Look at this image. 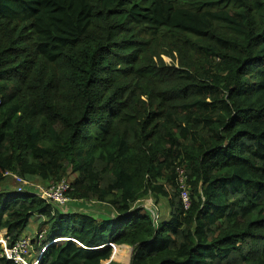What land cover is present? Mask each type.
I'll list each match as a JSON object with an SVG mask.
<instances>
[{
  "label": "trees",
  "instance_id": "obj_1",
  "mask_svg": "<svg viewBox=\"0 0 264 264\" xmlns=\"http://www.w3.org/2000/svg\"><path fill=\"white\" fill-rule=\"evenodd\" d=\"M8 173L70 180L68 207L108 211H62ZM149 197L170 213L158 227ZM35 216L66 239L40 264H103L110 243L135 247L130 264H264V0H0L9 245Z\"/></svg>",
  "mask_w": 264,
  "mask_h": 264
},
{
  "label": "built area",
  "instance_id": "obj_2",
  "mask_svg": "<svg viewBox=\"0 0 264 264\" xmlns=\"http://www.w3.org/2000/svg\"><path fill=\"white\" fill-rule=\"evenodd\" d=\"M9 174V173H8ZM11 177L14 182H16V189L20 192L25 191L27 180L17 175H8ZM71 181L67 179H62L58 182H51L49 185H39V195L41 198L46 201H51L60 206L61 209H66L67 201L70 200L66 192L71 190ZM183 202L185 206L189 205V198L186 191L182 192ZM39 237V240L42 242L45 240V232L36 233ZM33 235H24L13 245L8 244V238L4 235L0 237V256H5L8 259L14 260L17 264H38L40 258L46 251V246H44L43 252L36 259L30 261V257L33 256L35 246L33 243Z\"/></svg>",
  "mask_w": 264,
  "mask_h": 264
},
{
  "label": "clouds",
  "instance_id": "obj_3",
  "mask_svg": "<svg viewBox=\"0 0 264 264\" xmlns=\"http://www.w3.org/2000/svg\"><path fill=\"white\" fill-rule=\"evenodd\" d=\"M185 179H186V176L184 174V171L182 169H180L179 170V178H178V180H179V185H180V189H181V198H182V192L183 191H186L187 194H188V190L186 189V185H185ZM188 198H189V194H188ZM143 200L145 201V203H146L147 206H145V205L142 204V201ZM143 200L141 201V205H139V206H142L145 210H146V208L148 209V212L152 215L153 222H154V224H155L156 227H158L159 223H161L163 220L169 219L170 213H169V210L166 209V207H164V203H163V207H164V209L166 211H168V218L167 219H162L160 217V209H159V206L158 205H161L162 206V202L156 203L155 201H153V199L151 197L149 199L146 198V199H143ZM182 200H183V198H182ZM102 206L104 207V209L107 212L108 210L105 208V206L104 205H102ZM61 210L62 211H69L67 208L66 209H61ZM43 231L45 232V236H46V231L45 230H43ZM65 240H66L65 238H56V239H53L50 242H47V236H46L45 240L42 242V245H41L42 247L41 248H43L44 246H46V251L44 252V254H45L51 244L62 243ZM109 245L111 247L116 246L115 244H112V243H110ZM130 247L132 248V246H130ZM41 248H40V251H37V249L34 250V253H33L34 258H33V261L36 259L37 256H39L41 254ZM134 253H135V251H134ZM43 255H42V257H43ZM42 257L40 258L38 264H40V261H41ZM130 257H131V255H130ZM132 257L129 258V260L132 259Z\"/></svg>",
  "mask_w": 264,
  "mask_h": 264
},
{
  "label": "rangeland",
  "instance_id": "obj_4",
  "mask_svg": "<svg viewBox=\"0 0 264 264\" xmlns=\"http://www.w3.org/2000/svg\"><path fill=\"white\" fill-rule=\"evenodd\" d=\"M4 183L8 186V187H10V188H16L17 187V184H16V182H14V180H12V178H7V180H5L4 181ZM29 189V188H28ZM36 189H37V192H39V186H37L36 187ZM150 198V197H149ZM149 198H147V199H149ZM165 203V202H164ZM86 204V205H85ZM84 204V207H83V209H84V211H86L87 213H89V214H92L91 212H93V213H97L98 215H100V216H104V214L101 212V211H105L106 212V210L104 209V207L102 206V205H99V204H97V203H95V202H92V203H89V202H86ZM142 204L143 205H145V206H147L146 205V203H145V201L143 200L142 201ZM163 205V204H162ZM159 206V209H160V217L162 218V219H167L168 218V211H166L165 209H163L162 207H161V205H158ZM111 214H114L115 212L114 211H109ZM33 233H27V235H32ZM1 236V235H0ZM116 246H120V245H116ZM112 256H111V258H110V260L109 261H105V262H103V264H109L110 262H116L117 264H129L130 263V260L128 259L127 261H124V260H120V259H118L117 257H115V258H113V254L115 253V250H114V247H112ZM32 258H33V256L32 257H30V261L32 260ZM129 258H131L130 257V254H129Z\"/></svg>",
  "mask_w": 264,
  "mask_h": 264
},
{
  "label": "crops",
  "instance_id": "obj_5",
  "mask_svg": "<svg viewBox=\"0 0 264 264\" xmlns=\"http://www.w3.org/2000/svg\"><path fill=\"white\" fill-rule=\"evenodd\" d=\"M40 183L38 182L37 183V185H39ZM26 188H31V189H35L36 187H26ZM86 202H82V203H79L78 201H77V203L76 202H74V205L73 204H71L73 207L75 206V208H79V209H83V207H84V204H85ZM80 205H82V206H80ZM86 205V204H85ZM70 206V205H69ZM72 206H70V207H68V205H67V209L68 210H73V207ZM102 213H104L105 211H101ZM97 214V213H96ZM37 218V216H35L32 220H31V223L29 224V227H28V229H27V232L25 233V235H27V233H33L34 235H36V231H37V228H36V222H35V219ZM42 220H44V218H42L41 219V221ZM0 233H2V235H4V236H6V232H5V230H3V231H0ZM32 234V235H33ZM1 235V236H2ZM33 235V236H34ZM0 236V237H1ZM43 250H44V248H41V252H43ZM114 250H115V253L116 252H120V253H123L125 256H127V260L129 259V254L131 255V247L130 246H128V245H122V246H114ZM115 253L113 254V258H115ZM33 258H34V256H33ZM32 258V259H33ZM119 259V258H118ZM121 260V259H120ZM127 260H124V261H127Z\"/></svg>",
  "mask_w": 264,
  "mask_h": 264
},
{
  "label": "water",
  "instance_id": "obj_6",
  "mask_svg": "<svg viewBox=\"0 0 264 264\" xmlns=\"http://www.w3.org/2000/svg\"><path fill=\"white\" fill-rule=\"evenodd\" d=\"M134 251H135V248L134 247H132L131 248V257L133 256V254H134ZM130 262H131V259H130ZM130 264V263H129Z\"/></svg>",
  "mask_w": 264,
  "mask_h": 264
},
{
  "label": "bare ground",
  "instance_id": "obj_7",
  "mask_svg": "<svg viewBox=\"0 0 264 264\" xmlns=\"http://www.w3.org/2000/svg\"><path fill=\"white\" fill-rule=\"evenodd\" d=\"M54 1H55V0H54ZM68 5H69V4H68ZM76 9H77V8H76ZM48 12H49V11H48ZM72 12H73V11H72ZM76 13H77V12H76ZM66 15H67V14H66ZM79 16H80V15H79ZM47 25H48V24H47ZM57 26H58V25H57ZM57 26H56V27H57ZM43 27H44V26H43ZM47 27H48V26H47ZM48 29H49V28H48ZM71 29H72V28H71ZM41 30H42V29H41ZM68 30H69V29H68ZM66 36H67V35H66ZM69 36H70V35H69ZM67 37H68V36H67ZM53 51H54V50H53ZM60 52H61V51H60ZM60 52H59V53H60ZM55 54H57V53H55ZM3 178H4V177H3ZM0 235H2V234H0Z\"/></svg>",
  "mask_w": 264,
  "mask_h": 264
}]
</instances>
